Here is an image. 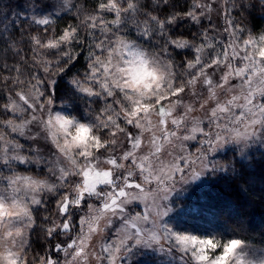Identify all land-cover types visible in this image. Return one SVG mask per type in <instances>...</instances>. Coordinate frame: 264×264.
Segmentation results:
<instances>
[{"label": "rangeland", "instance_id": "rangeland-1", "mask_svg": "<svg viewBox=\"0 0 264 264\" xmlns=\"http://www.w3.org/2000/svg\"><path fill=\"white\" fill-rule=\"evenodd\" d=\"M248 1L253 2L262 9L264 8V3L261 0ZM100 2L101 4H107L108 0H100ZM113 2L124 7L128 0H113ZM61 4L62 0L53 1L54 14L63 12L59 10ZM207 5H214V7H212L211 12H208L207 8L203 10L207 12L204 17L210 21V27L205 32L206 36L203 33V40L212 44V48L205 47L202 54L206 64H210L211 60L215 58L223 60L224 51H227L231 57L232 48L229 47V44L232 38L229 33L232 28L229 27V20L225 18L226 16L235 22L237 29H244L243 39H246L249 35L254 38L261 35L252 34L247 23L239 22L238 19L235 20L233 13L231 14V11H229V9L232 10V7L229 4L225 7V0H208ZM68 8H70V4L66 6L64 11ZM217 11L218 14H221L220 18ZM50 13H52V9L50 12L35 11L32 16L36 19L47 18L49 20ZM97 17L109 22L116 18L115 12L102 11L101 8ZM50 25L51 23L47 26L46 31L48 32H50ZM108 26L115 28V25L111 23ZM40 29L45 30L41 26ZM262 34H264V30ZM120 35L121 33L117 34V36ZM54 37L58 39L57 35ZM123 37L126 41H134L139 48L146 50L155 58L164 59L160 55V49L154 50L141 44V38L136 33L134 34L135 39L124 34ZM104 39L105 37L102 38V40ZM112 39L114 41L115 36ZM67 46H61L63 54L68 53L70 55V49H66ZM243 47L241 40L240 47L236 49L237 55L234 59H231V65L233 69L243 68L245 70L244 76L237 77L233 73L225 82L222 77L229 73V69L226 67L227 61L218 68L216 66L205 67L206 78L212 81L211 87L203 83L205 77L202 76L199 77L194 86L185 87L184 92L179 94V103H175L177 98L169 95V93L163 97L166 99L161 103L168 110L167 115L163 117L164 124H160L162 118L159 114L153 112L147 119L142 120L143 129L127 125L123 113L120 112L121 103H114V101H123V104L129 107L128 102L124 100L122 93L118 90H114L115 95L113 97L107 96L101 88L103 76L101 75L102 69L100 66H98L100 70L96 73V78L89 79L93 75L91 65L97 58L95 56L86 58L89 64L84 65L86 70L82 68L79 77L71 82L72 87L70 89L72 91L68 90L67 95H64L63 90L60 89L54 97L52 96L54 100L53 111L69 115L75 114L81 121L92 123H99L98 117L107 120L108 117L105 115L104 110L107 105H111L114 109L112 113L114 118L127 133V135L119 133L115 128L96 129L97 134L105 140H111L115 135L117 145L114 149L111 147L107 149V155L104 159L106 161L108 158H116L118 163L124 165V167L114 168L113 165H108L106 162L102 164L99 160L96 161V163H99L100 169L113 172L115 184L99 185L97 183V191L101 192L99 201L95 197L89 198L85 194L80 206H71L73 209H78L79 217L76 220L74 234L59 251V264H197L191 258L190 252L185 255L178 247H173L176 243L175 239L169 240L167 233L161 229L166 228L177 235H194L187 230L202 227L201 222L194 220V216L199 214L196 212V207L194 210H190V208L187 210L188 213L192 212L191 216L183 217L180 215L179 217L180 212L174 216L171 215L173 210L180 208L176 207L180 203V199L193 188L204 183L207 177L215 174L216 165L218 159H220L218 156L223 157L226 151L229 153L237 151L239 158L243 161L250 152L264 150V116L260 115L256 107L257 105H264V97L260 96V91L264 89V81L259 79L258 72L253 76L249 68L246 67L248 61L242 58L244 56ZM192 51L194 54L195 49L192 48ZM217 53H220L219 57H217ZM99 58L102 61L107 60L108 50H105ZM190 59L194 61L195 56L187 58L188 61ZM199 71V67L196 69H188L187 65L183 69L177 67L175 72L180 75L173 81V84L177 87L181 84L187 85V81L191 78L189 73L195 75ZM6 77L7 79H5ZM14 80L12 77L0 74V85L13 86ZM76 83H79L81 87L90 88L94 93H101V95L89 96L87 93L80 92L76 87ZM2 94H0V121L19 123L16 116L21 114H14L7 106L13 100L20 105L21 103L6 93L2 92ZM34 96L35 91L31 94L30 102ZM80 97H83L86 102L79 100ZM48 100L49 98L46 99L45 96L40 97V103L44 105L43 109H39V104H37V109H39L37 115L42 119L48 108ZM116 112H120L119 117H116ZM31 114L32 109H28L27 115L21 116V118L30 119ZM143 115L142 113L141 116ZM173 119L177 120L178 123L173 124ZM253 120L256 123H253ZM0 133L5 138L0 140V150H2L7 140H18L20 144L24 145L23 154H28L31 141L12 132L11 126L6 123L0 124ZM132 135H137L140 139V145L135 149H133L132 142L129 140ZM217 136L223 139L217 140ZM185 137H191V139H185ZM209 141H211V146L215 148L214 151L210 150ZM217 145L219 146L216 147ZM112 150L121 151V156L117 158L112 154ZM126 151L133 152L136 160L135 164H133L132 159H122ZM41 152L46 159L52 153H56L52 145L43 140L41 141ZM229 156L233 155L229 154ZM65 167H69L66 161ZM13 170L22 175L33 177L36 174L48 175L47 168H38L35 164H17ZM13 170L0 166V175L8 177ZM129 172L132 175L129 176ZM125 177L128 180L127 184L124 183ZM76 179L80 181L79 177ZM86 179L92 182L89 177L85 176L83 182ZM136 185H140V187H135ZM121 188L126 193L137 195L139 198L124 205L125 210L123 213L116 209L114 215L112 211L103 208V197L105 193H115L116 195L113 198L119 202L125 199V197H119L118 195ZM0 191H4L6 195L11 193V189L7 188V179L3 184H0ZM66 194L75 196V193H70V187L61 188L59 194L39 193L38 196L42 198L43 203L40 206L29 205L32 210V226H28L27 218L15 222V227L19 228L22 233V236L16 239L15 248L20 251L23 264H42L44 257L35 261L31 257L32 254L29 251L31 240L34 232L39 227L42 228V224L49 223L46 222L45 216L39 219L44 209L47 208L49 211V207L55 208L56 216L53 213V218L50 221L60 223L63 217L57 215V202ZM165 196H167V199H165ZM90 205L93 206L91 209L89 208ZM46 213H42V215H46ZM8 218H5V220ZM80 220H84V224L81 225ZM49 226H51L50 223ZM2 230H4V226H0V231ZM131 236H137L142 241L155 237L159 242L153 241L150 246L144 243L136 244L135 240H129ZM198 237L219 242L215 249L205 250V254L210 261L223 255V244L238 241L239 247L228 257L227 264H264V250L248 243L241 242L238 239L221 242V240L212 237ZM73 242H75L73 247L68 248L67 245L73 244ZM48 259L56 260L51 257H48Z\"/></svg>", "mask_w": 264, "mask_h": 264}, {"label": "trees", "instance_id": "trees-1", "mask_svg": "<svg viewBox=\"0 0 264 264\" xmlns=\"http://www.w3.org/2000/svg\"><path fill=\"white\" fill-rule=\"evenodd\" d=\"M53 1L55 0H0V74L24 82L23 85L13 84L9 87L0 85V94L3 95V92L14 97L25 108L27 106L23 105V101L19 100L16 93L28 92L32 85L37 83L33 77L40 78L39 90L44 93L43 96L46 99L54 97L60 89L63 90L64 95H67L68 90L72 91L69 80L73 82L79 77L84 65L89 64L86 58L100 57L105 52L95 47V44L99 43L105 35H102L98 28L91 29L81 26V21L85 17L99 16L100 0H70V8L61 14H54ZM207 1L167 0L164 3L163 0H133L141 8L139 16L141 20L144 19L143 12L145 11L151 12L161 20H167L172 15L181 17L177 25L168 26L172 37L179 40L183 35V38L193 40L197 46L201 45L199 41H205L203 33L210 27V21L204 17L202 25H196L185 17V13L191 9L193 3H207ZM244 2L249 5L247 8L229 9L230 13H233L235 20L247 23L252 34H262L264 8L262 9L248 0H244ZM124 7H127V3ZM51 9L52 13L49 15L51 28L48 32L40 29L32 15L35 11L50 12ZM218 15L220 18L221 14ZM70 26L79 28L77 40L70 47H66V49H70L71 60L63 54V51L57 49L34 51L35 45L31 37L37 32L44 38L46 44L49 38L56 35L59 37ZM110 28L116 35L121 33V35L124 34L135 39L136 31L132 26H127L120 32H116V26ZM93 33L96 37L95 40ZM198 33L200 35H197ZM140 43L157 50L160 49L159 43L162 42L158 43L157 37H153L151 40L141 38ZM169 52L176 64H183L184 67L187 65V58L194 57L192 49L170 48ZM177 52H179L178 55H176ZM5 65L7 67H4ZM46 66L48 67L47 72L45 71ZM17 69H19V73ZM84 69L86 70V68ZM79 100L86 102L83 97H80ZM101 151L104 150H99V152ZM112 154L118 158L121 156V151L112 150ZM229 154L233 156L230 157ZM106 155L107 152H104V155L99 156L100 163L105 164L104 157L106 158ZM218 157L220 159H218L215 174L207 177L204 183L196 186L181 198L180 203L176 206L180 208L173 210L171 215L174 216L180 212L179 217L180 215L191 216L192 212L188 213L187 210L189 208L194 210L196 207V212L199 214L194 216V220L201 222L202 227L187 231L198 236L212 237L221 240V242L238 239L264 250V150L250 152L243 161L239 158L237 151L233 153L226 151L223 157L221 155ZM228 157L229 159H227ZM48 209L49 211L46 208L41 212L39 219L45 216L50 221L54 214L56 216L55 208L49 207ZM76 210L75 224L79 217L78 209ZM42 213H46V215H42ZM48 226L49 223L42 224V228L39 227L34 232L29 249L34 261L42 257L59 260L60 253H57L53 245L64 241L65 243L62 244L64 246L70 240L69 236L72 237L74 234L72 231L68 235H60L49 241L45 235Z\"/></svg>", "mask_w": 264, "mask_h": 264}, {"label": "snow or ice", "instance_id": "snow-or-ice-1", "mask_svg": "<svg viewBox=\"0 0 264 264\" xmlns=\"http://www.w3.org/2000/svg\"><path fill=\"white\" fill-rule=\"evenodd\" d=\"M164 3L167 2V0H163ZM262 3H264V0H261ZM70 0H62V4L60 5V11H64L66 9V6H69ZM228 4H231V7L233 10L235 9H242L247 8L249 5L244 2V0H225V7L228 6ZM213 6H208L207 3H193L191 5V9L185 13V17L188 20H191L196 25H202V18L207 15V12L203 11L205 8H207L208 12L212 11ZM100 8L102 11H108V12H115V19L111 22L103 20L97 16H92L90 18L85 17L84 20L81 21V26L84 27H90L91 29H99L100 33L102 35H105L104 40H100L99 43L95 44V47L101 49V51L109 50L115 47L120 46H129L128 41L125 40L123 35L117 36L115 32L112 31V29L108 26L109 23L116 26V32H120L121 29L132 26L135 28V31L138 36H140L142 39L151 40L153 37H157L159 47H160V55L164 57V59H160L156 57L165 67L166 71H168L169 76L171 78V87L169 89V95L175 96L177 99L175 103H179V94L184 92L185 87L191 85L194 86L197 83V80L199 77L204 76L205 79L203 81L204 84H207L211 87L212 81L208 78H206V74L204 72L205 67H213L216 66L217 68L222 64L226 63V67L229 69V73L222 77V79L227 82L230 78L231 74H235L237 77L244 76L245 70L243 68L241 69H233L231 65V59H234L237 55L236 49L240 47V41L242 40L243 43V52L244 56L243 59L248 61V64L246 67L249 68V71L252 73L253 76L256 75V73H259V79L261 81H264V56H260L259 59H257V56L255 55V51L258 48H264V34H261L258 38H254L252 35H249L246 39H243V32L244 29L240 28L237 29L235 27V22L232 21L228 16L225 18L229 20V27L232 28V31L229 33V35L232 38L231 43L229 44V47L232 48L231 57L227 53V51H224L223 54V60L219 58H215L211 60L210 64H206L203 60V52L204 48H212V44L207 43L206 41H202L200 46H197L194 44L193 40L185 39L183 38V35L181 36V39L177 40L171 35V31L169 30V25H177V22L181 17L177 15H172L171 18L167 20H161L158 16L152 14L151 12L145 11L143 12L144 19L141 20L139 18L141 13V8L137 6L136 3L133 2V0H128L127 7L118 6L117 3H114L113 0H108L107 4H101ZM131 13V14H129ZM89 20L91 21L89 23ZM34 22L43 27L45 31L47 30V26L49 25L50 21L47 18H34ZM79 35V28L75 26H70L68 29L64 30L61 35H59L58 39L55 37L49 38L48 42L44 43V38L37 32L36 35H33L31 37V40L33 44L35 45L34 51L38 49H57L59 51H63L62 45H68L69 47L73 42L77 40V37ZM197 35H200L199 33ZM206 36V33L204 34ZM113 36H115V40L113 41ZM93 39L95 40L96 37L93 33ZM170 48L184 50V49H195L194 56L195 60H189L187 62V68L188 69H196L199 67L200 71L193 75L189 73L191 78L187 81V85L181 84L179 87L173 84V81L178 78V73L175 72V69L177 67L183 69V64L177 65L175 60L173 59L172 55L169 52ZM251 49V51H249ZM179 52L176 53L178 55ZM65 55L68 56V59L71 60L72 56L68 55V53H65ZM220 56V53H217V57ZM101 59L99 57L96 58V60L92 63L91 68L93 71V75L89 77V79H95L96 73L99 70V67L101 65ZM4 67H7L6 65ZM45 71H48V67H45ZM17 72L19 73V69H17ZM7 79V77L5 78ZM33 79L37 80L36 84L32 85V88L28 90V92H17L16 95L19 97L20 101H23L24 106L18 104L15 102V100L12 101L10 105L7 107L10 108V110L14 114H21L19 116H16V120H19V123H15L14 121H7L3 122L0 121V124H7L8 126H11L12 132L17 133L19 136L24 137L26 140L31 141L32 143L29 145V152L27 155H24V145L20 144L18 140H7L2 150H0V166H3L4 168H8L10 170L15 169V166L17 164H25V165H37L38 168H47L48 169V175H40L36 174L35 177L29 176V175H22L20 173H17L16 171H12L11 174L8 177H4L3 175H0V184H3L5 179H7V188L11 189L10 194H5L4 191H0V198H3L4 201H12V207L16 209L18 212H20L24 218H27L28 226L31 227L33 224L32 219V210L30 209L29 205H35L40 206L43 203L42 198L38 196L39 193H55L59 194V190L61 188H68L70 187V193H75V196H72L71 194L63 195L62 198L57 202V215L62 216L63 218L60 220V223H56L55 221H48V218L46 217V222H49L51 226H49L46 231L45 235L46 238L51 241L52 239H55L59 237L60 235H68L69 231H75V212L76 209H73L71 206L76 205L80 206L82 204V199L84 198V195L87 194L89 198L95 197L97 201L101 199V192L97 191L96 184L101 185H109V184H115V179L113 178V172L109 171L111 174L110 180H95L94 182H90L88 179L85 180L83 185H81L80 181L77 180L79 174L76 172L74 168L71 167H65V161L58 157L56 153H52L47 159L41 152V141L47 142V138L44 136V133L41 131V126L43 124V119L40 118V116L37 115V112L39 109H43L44 105L40 103V97L44 95L42 91L39 90L40 88V78L39 77H33ZM14 84H20L23 85L24 82L20 81L19 79L13 81ZM54 81L52 82V84ZM76 87L80 92L87 93L89 96H99L101 93H94L90 88L88 87H81L79 83H76ZM101 88L106 92L107 96L113 97L115 95L114 90H111L109 87H107L104 84H101ZM35 91V96L31 98L30 97L32 92ZM168 95V96H169ZM260 96L264 97V89L260 91ZM10 99H12L10 97ZM166 98L162 99L161 101H164ZM160 103L156 106V112L159 114V116L162 118L160 120V124H164V119L167 115V111L164 108V105ZM251 103V101H249ZM47 103H50V100L47 101ZM114 103H121L122 107L120 109V112L123 113L124 120L126 121L127 125H131L134 128L137 129H143L144 125L142 124V118H136L132 119L128 115V106H125L123 104V101H114ZM37 104H39V109H37ZM259 110V113L261 116H264V105H257L256 106ZM32 109L31 118H21V116L27 115V110ZM105 115H107V120L97 118L99 123H94L96 125V129L99 128H115L117 132L127 135L125 132V129L121 127L118 123L116 118L113 116V107L111 105H107L105 107ZM120 112H116V117H119ZM173 124L178 123L177 120H172ZM253 123H256L255 120H253ZM4 135L0 133V140H4ZM185 139H191V137H185ZM223 138L220 136H217V140H222ZM129 140L132 142L133 149L137 148L140 145V139L137 135H132L129 137ZM98 143H99V150H104L96 153V155L93 157L94 160L98 161L99 156L104 155V152L107 151L109 147L115 148L117 145V140L115 138V135L111 140H105L102 136L98 137ZM210 146V150L214 151L215 148L211 146V141L208 142ZM35 145V147H33ZM217 145L216 147H218ZM124 160L132 159L133 164L136 163L134 154L132 151H126L122 157ZM106 164L113 165L114 168H123L124 165H121L118 163V160L116 158H108L106 160ZM97 166L99 167V163H97ZM95 173H93L94 175ZM102 174V173H101ZM85 177H89V173H84ZM128 175H132L131 172L128 173ZM55 178V180H53ZM195 178V177H194ZM124 183L127 184L128 180L127 177L124 178ZM21 187L23 189L29 190L26 192L20 191ZM131 187V185H129ZM135 187H140V185H136ZM39 190V191H37ZM115 193L112 194H104V203L103 208L105 210H110L115 215V210L119 209L121 213L124 212V205H127L131 203L132 201L138 199L139 197L137 195H130L126 193V191L121 188L118 195L119 197H125V199L120 200L119 202L114 199ZM23 197L24 203L27 205L26 208L21 207L19 203H16L18 198ZM29 197H31L29 199ZM165 199H167V196H165ZM110 201V202H109ZM86 203V201H85ZM93 206H89L91 209ZM23 218V219H24ZM22 219V220H23ZM20 219H16L15 215L12 214L9 216V218L4 221L5 224V230L3 233H0V238H6L4 239V243L8 244L11 247H15L16 239L17 237H21L22 233L19 228L15 227L16 221H22ZM84 220H80V224H84ZM14 229V231H13ZM162 231L167 233V238L171 240L172 238L175 239V245L173 247H178L180 251H182L185 255H187L189 252L191 253V258L195 260L196 262H203V264H227L228 257L233 253V251L239 247L238 241H230L228 243L223 244V255L217 256L214 260H209V257L205 254V250L203 246L199 249H196L193 251L191 247L186 243V241L189 239L186 235H177L166 228H162ZM70 238V236H69ZM129 240H135L136 244L144 243L147 246H150L153 241L158 243L159 241L153 237L149 240H140L137 236H131L129 237ZM64 241H60L57 244L53 245V247L56 249L57 253L62 250V244H64ZM75 242L73 244H68V248H72ZM207 243L211 246L210 249H215L218 246V241H214L213 239H209ZM42 264H59L58 260H49L47 257L44 258Z\"/></svg>", "mask_w": 264, "mask_h": 264}, {"label": "clouds", "instance_id": "clouds-1", "mask_svg": "<svg viewBox=\"0 0 264 264\" xmlns=\"http://www.w3.org/2000/svg\"><path fill=\"white\" fill-rule=\"evenodd\" d=\"M129 46H120L108 50L107 60L101 61L100 68L103 83L111 90L122 93L128 102V115L132 119L147 117L156 112V106L163 97L169 93L171 78L164 65L152 54L139 48L134 41L127 42ZM257 57L264 56V48L255 51ZM100 70V69H99ZM98 70V71H99ZM71 83V80H69ZM48 108L43 117L41 131L55 149L59 158L67 162L79 174L80 183L83 185L84 173L88 172L89 178L95 180H110L111 174L97 166L93 157L99 150L96 125L90 121H81L75 114L69 115L53 111L54 100L49 98ZM144 114L141 116V114ZM93 173H95L93 175ZM102 173V174H101ZM101 185V184H99ZM20 191L29 190L21 187ZM12 201L0 198V226H4L5 218L14 214L16 219L24 217L12 207ZM16 203L26 208L23 197ZM4 230L0 231L3 233ZM186 243L193 251L203 246L204 250L210 249L207 243L209 238H200L195 235H186ZM0 238V264H23L22 255L15 247L4 243ZM203 264V262H197Z\"/></svg>", "mask_w": 264, "mask_h": 264}]
</instances>
